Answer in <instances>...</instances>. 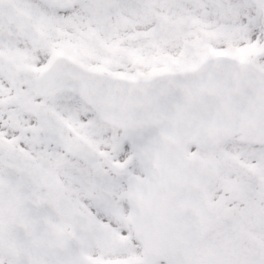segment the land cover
<instances>
[{
	"label": "snow or ice",
	"instance_id": "1",
	"mask_svg": "<svg viewBox=\"0 0 264 264\" xmlns=\"http://www.w3.org/2000/svg\"><path fill=\"white\" fill-rule=\"evenodd\" d=\"M0 264H264V0H0Z\"/></svg>",
	"mask_w": 264,
	"mask_h": 264
}]
</instances>
